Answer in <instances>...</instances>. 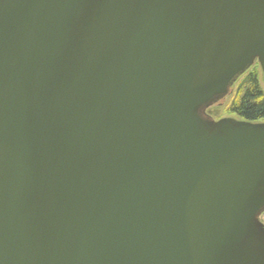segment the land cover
<instances>
[{
    "label": "water",
    "instance_id": "obj_1",
    "mask_svg": "<svg viewBox=\"0 0 264 264\" xmlns=\"http://www.w3.org/2000/svg\"><path fill=\"white\" fill-rule=\"evenodd\" d=\"M256 63L264 0H0V264H264V123L208 114Z\"/></svg>",
    "mask_w": 264,
    "mask_h": 264
},
{
    "label": "trees",
    "instance_id": "obj_2",
    "mask_svg": "<svg viewBox=\"0 0 264 264\" xmlns=\"http://www.w3.org/2000/svg\"><path fill=\"white\" fill-rule=\"evenodd\" d=\"M243 76L244 80L226 112L242 121L264 123V90L259 75L257 71H253Z\"/></svg>",
    "mask_w": 264,
    "mask_h": 264
},
{
    "label": "rangeland",
    "instance_id": "obj_3",
    "mask_svg": "<svg viewBox=\"0 0 264 264\" xmlns=\"http://www.w3.org/2000/svg\"><path fill=\"white\" fill-rule=\"evenodd\" d=\"M253 71H257L258 75H259V80H260V84L264 90V76H263V72L262 69L260 67L259 63L254 64V66L249 70L248 73H251ZM246 73V74H248ZM244 77V76H243ZM241 78L238 83H236V85L234 86V89L231 93V95L227 96L222 102L212 106L209 110H208V114L215 120V121H219L221 119L224 118H235L237 119L236 116L234 115H230L228 114L227 108L230 106L240 84L243 82L244 78ZM260 221L264 224V213L260 218Z\"/></svg>",
    "mask_w": 264,
    "mask_h": 264
}]
</instances>
